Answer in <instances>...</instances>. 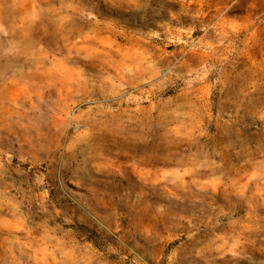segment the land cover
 Here are the masks:
<instances>
[{"label":"rangeland","instance_id":"rangeland-1","mask_svg":"<svg viewBox=\"0 0 264 264\" xmlns=\"http://www.w3.org/2000/svg\"><path fill=\"white\" fill-rule=\"evenodd\" d=\"M0 264H264V0H0Z\"/></svg>","mask_w":264,"mask_h":264}]
</instances>
